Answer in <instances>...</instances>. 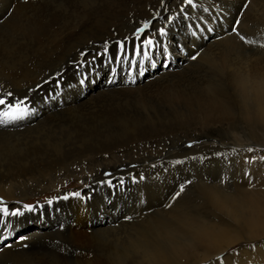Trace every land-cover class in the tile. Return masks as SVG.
I'll list each match as a JSON object with an SVG mask.
<instances>
[{
  "label": "bare ground",
  "instance_id": "bare-ground-1",
  "mask_svg": "<svg viewBox=\"0 0 264 264\" xmlns=\"http://www.w3.org/2000/svg\"><path fill=\"white\" fill-rule=\"evenodd\" d=\"M193 3L211 19L183 0H0V85L33 109L0 127V199L57 196L44 223L4 218L0 264H264V0ZM72 177L80 196L60 192Z\"/></svg>",
  "mask_w": 264,
  "mask_h": 264
},
{
  "label": "snow or ice",
  "instance_id": "snow-or-ice-1",
  "mask_svg": "<svg viewBox=\"0 0 264 264\" xmlns=\"http://www.w3.org/2000/svg\"><path fill=\"white\" fill-rule=\"evenodd\" d=\"M164 0H161V4L163 5ZM184 4L187 5H191L193 7H195L193 0H183ZM245 8L247 7V4H245L244 6ZM184 9L181 8V12H183ZM171 20V18H169ZM240 23L239 19H237L236 24L238 25ZM149 22H145L143 24V26L141 28H138L136 30L135 38L137 40H140L141 38V34L144 33V31L146 29L149 28ZM211 30V29H209ZM159 35L160 36H164L165 33V28L161 27L159 30ZM232 31L234 33H236L237 35H239L240 39L242 41H244L245 43L248 44H254L255 41L250 40V39H246L243 35H240L239 32L237 31V28L234 26ZM127 39V38H125ZM117 44V54L115 56V61L117 63H122V62H127L129 61V57L128 55L125 54V41H116ZM155 41L153 38H145L142 40L140 45H137V50H136V56H141L143 57V59L139 60L138 63L140 65L141 71H140V75H143V65H144V61L147 60L150 57V49L154 46ZM260 47L264 48V43H261L259 45ZM104 51H103V55L105 56L106 60H108L110 62V57H108V51H109V44L106 41L104 43ZM141 49H144L143 51H141ZM81 56H84L85 53L81 52L80 53ZM97 55H101V53H97ZM198 55V54H197ZM193 60H195L197 57L196 56H192L191 57ZM93 59H95V57H93ZM133 63H137V61H133ZM113 73L115 72V69L112 70ZM60 73H57L56 76H60ZM129 76L131 77V73H129ZM134 82V81H133ZM59 80H57V87H59ZM81 84L85 83V80H81L80 81ZM39 87V86H38ZM3 86L0 85V127H6L16 121H20L23 120L25 117H28L32 114L33 109H31L29 107V101L28 98L25 97L23 99H18V98H14V94L11 91H4L2 90ZM9 98H12L11 100ZM191 145H189L190 147ZM248 151H253V149L249 148ZM262 159H264V157H262ZM176 163H180V161H176ZM108 175V174H106ZM141 180L144 179L143 176L140 177ZM108 183L110 184L111 181H108ZM190 183V181H189ZM184 191V185L180 186L179 191L172 197L173 200L176 199L177 196L180 195L181 192ZM72 195L74 196H80V193H72ZM69 197L67 195L61 197V199L67 200ZM47 203L49 205H51L53 203L52 200L47 201ZM24 209L28 212H32L34 211V208L32 205H24L23 206ZM22 215V212L20 211V209H13L10 210L7 205L3 202L2 199H0V223H4V218L7 217H17ZM130 219V217L128 218ZM26 239V237H20V240H24ZM10 247V245H9ZM24 247H27V245H24Z\"/></svg>",
  "mask_w": 264,
  "mask_h": 264
},
{
  "label": "rangeland",
  "instance_id": "rangeland-1",
  "mask_svg": "<svg viewBox=\"0 0 264 264\" xmlns=\"http://www.w3.org/2000/svg\"><path fill=\"white\" fill-rule=\"evenodd\" d=\"M190 8L193 10V11H197V10H199V11H201V15H197L196 17V20L195 21H197V20H199V21H202V22H205V19H203L202 18V16H204L206 13L208 14L207 15V17L208 18H210L209 17V11H207V10H202V9H200V8H198L197 6H195V7H193V6H191L190 5ZM212 11V10H211ZM180 15H182L181 16V18L183 19V21L185 22V20L186 21H188V18H187V16L185 15V12H180ZM199 18H201V19H199ZM211 19V18H210ZM194 21V22H195ZM214 24H215V20H214ZM180 26V25H179ZM182 29H187L188 28V30H191L192 29V25L191 24H187L186 26H185V23H184V25H182V27H181ZM257 30H259V31H261V29H257ZM257 34V33H256ZM246 35V34H245ZM162 42V41H161ZM178 44H180V42L178 41L177 42ZM162 47H163V43H161L160 44ZM154 46H156L155 44H154ZM153 46V47H154ZM152 47V48H153ZM151 48V49H152ZM150 49V50H151ZM144 49H141V51H143ZM164 53V52H163ZM162 53V54H163ZM127 55V54H126ZM158 56V54L156 55V57H155V59H158V58H162L163 56H159V57H157ZM140 56H136V53L134 54V57H132V60L133 61H137V63H138V61L139 60H141L142 58H139ZM139 59V60H138ZM137 63H132L131 64V71H134L135 72V74H139L140 73V69H139V66H137ZM134 64H136L135 66H134ZM95 71V70H94ZM107 71H109L108 69H107ZM126 77H130V76H126L125 75V77L124 78H126ZM131 78H129V80H130ZM133 80H135V79H133ZM94 91V90H93ZM93 91H91V92H93ZM12 124H14V123H12ZM12 124H10L9 126H11ZM125 175H123V181H124V179L126 178V177H124ZM74 179V180H73ZM76 180V181H75ZM70 181V182H69ZM68 182L70 183L69 185H67L68 186V188H67V186H64V187H61L60 188V192H65L66 194H68V195H72V193H74L75 191H76V189L77 188H81L82 187V185L84 184V181L83 180H80L79 178H77L76 179V177L75 178H71L70 180H68ZM111 184H109V183H106L105 185H103L102 186V188L103 189H105V190H112V188H113V186H110ZM51 187V186H50ZM117 187V186H116ZM63 188V189H62ZM98 191V190H97ZM106 194V193H105ZM105 194H104V196H105ZM54 197V198H53ZM57 196H56V193L54 192V193H50V192H47V190H43L41 193H38V194H36V195H33V196H31V197H29V199L28 198H26L25 200L23 199L21 202H20V206H22L21 207V209H20V211L22 212V215H20V216H18L20 219L18 220V221H22V223H20V224H18V225H14V228L11 230L12 232H15V233H17L18 232V230L19 229H21L22 227H25L26 225H31V224H33V223H44L45 221H44V218H43V216H41V215H39V216H41V217H39V218H36L33 214L36 212V211H38L39 212V214H40V212L41 211H43V209L45 210V208L46 207H53L54 205H53V203L51 204V205H49L48 203H47V201H49L50 199H55ZM110 197H114V194L111 192V196ZM85 200H86V198L85 197H83V198H81V201H83V202H85ZM112 204H113V206H114V203H113V201H107L106 202V206H107V208H106V210L107 209H109V208H111L112 207ZM24 205H32L33 206V208L35 209V208H37V209H35L36 211L35 212H28V211H26L25 209H24ZM46 205V206H45ZM43 206H45V207H43ZM48 212H52V211H48ZM37 214V213H36ZM3 224V223H2ZM8 230V229H7ZM7 230H5V231H7ZM12 232H10V233H12ZM16 237V234L14 235V236H12L11 238L13 239V238H15ZM5 241V240H4ZM107 260L109 261V262H111V263H113V264H124V256H120V255H116V254H110V255H108L107 256Z\"/></svg>",
  "mask_w": 264,
  "mask_h": 264
}]
</instances>
